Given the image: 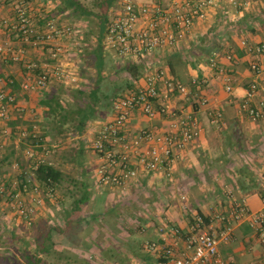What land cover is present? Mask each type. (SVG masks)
<instances>
[{
  "label": "crops",
  "instance_id": "1",
  "mask_svg": "<svg viewBox=\"0 0 264 264\" xmlns=\"http://www.w3.org/2000/svg\"><path fill=\"white\" fill-rule=\"evenodd\" d=\"M68 1L0 0V45L8 51L0 54V92L14 98L0 117V264H172L162 250L174 247L176 255L184 251L182 239L198 213L206 219L205 230L221 226L216 216L231 225L228 239L216 246V256L199 264H264V225L252 222L253 216L264 214V119L253 122L239 111L252 82L259 90L250 104L264 101V52L248 51L264 45V0H213L205 18L194 21L176 47L155 51L143 63L117 56L125 61L118 72L128 80L127 65L137 67L133 88L126 91L144 88L146 75L156 69L163 81L177 82L186 91L164 94L165 86L158 82L157 103L165 104L166 113L149 119L136 111L126 125L128 135L140 129L160 132L172 114L192 115L199 128L198 137L170 168L139 171L121 187L101 185L96 175L100 160L92 145L102 123L112 117L107 92L100 86L102 72L94 116L77 131L74 110L97 75L87 77L88 58L75 53V45H88L89 27L67 7ZM122 1L145 2L115 0L109 16ZM16 8L25 11L37 33L54 21L75 34L43 43L24 39L14 32ZM56 49L57 61L51 56ZM56 64L71 72L75 82L50 77L42 88H22L39 70ZM201 99L204 105L198 104ZM217 112L220 119L214 122ZM88 147L89 155L83 150ZM40 162L61 174L48 193L29 184L28 176ZM128 189L149 191L145 205L152 215H112L115 206H107L105 197H129ZM16 197L25 215L18 214ZM237 206L244 209L239 220L233 218ZM161 226L176 227L181 235L168 228L160 235ZM145 242L157 248L148 250ZM30 255L35 260L28 262Z\"/></svg>",
  "mask_w": 264,
  "mask_h": 264
},
{
  "label": "built area",
  "instance_id": "2",
  "mask_svg": "<svg viewBox=\"0 0 264 264\" xmlns=\"http://www.w3.org/2000/svg\"><path fill=\"white\" fill-rule=\"evenodd\" d=\"M213 0H145L138 4L131 1H122L118 10H114L106 25L103 47L112 51L119 57L129 58L137 63H143L155 51L176 47L186 36L194 21L205 18V10ZM15 29L33 38L35 42H49L61 38H70L74 30L67 25H57L54 21H47L41 33L34 31L33 25L21 8H16ZM249 52L261 54L264 45L248 48ZM6 51L0 45V54ZM59 50L51 56L57 61ZM18 54L10 56L16 60ZM27 70H32L31 64H26ZM251 69L256 70L252 64ZM50 77L58 81L75 82L73 74L60 65L50 68L44 67L32 82L22 85L24 90L42 88ZM162 73L156 69L146 75L144 88L129 90L115 98L111 104L112 117L105 120L92 145L93 152L100 160L96 170L97 181L101 185L121 187L127 180L135 178L139 171L151 173L160 169H168L173 163L182 158L187 145L199 135L196 118L190 114L169 115L165 127L160 132H151L140 129L134 134H127V123L132 114L140 111L146 118L166 113V106L160 100L157 83L165 86L164 94L173 91L185 94V88L177 82L170 83L162 80ZM226 90H229L226 88ZM256 82L247 86L239 106L240 113L255 122L264 119V101L258 106L250 103L258 91ZM264 93V85L260 88ZM14 102L11 95L0 92V117H5L7 107ZM205 99L198 101L204 105ZM220 114L217 112L213 118L218 122ZM29 155V153H26ZM3 189L0 180V192ZM19 215L27 213L22 201L16 197ZM244 215V209L237 206L233 218L239 220ZM221 226L218 229L205 230L204 219L196 215L193 223L184 235V251L175 254L174 247L164 248L163 255L171 260L172 264H199L216 256V246L220 240H227L231 225L223 217L216 216ZM253 223L264 225V214L255 215ZM168 228L169 233L179 237L180 231L176 227L161 226L158 233L163 235ZM144 248L155 250L154 242H145Z\"/></svg>",
  "mask_w": 264,
  "mask_h": 264
},
{
  "label": "trees",
  "instance_id": "3",
  "mask_svg": "<svg viewBox=\"0 0 264 264\" xmlns=\"http://www.w3.org/2000/svg\"><path fill=\"white\" fill-rule=\"evenodd\" d=\"M115 0H94L91 7H85L79 1L69 0L67 2V7L70 8L76 17L79 19L88 21V36L92 38V41L88 44L86 56L82 58H88V68H93L95 74L97 75L96 82L88 95L82 94L81 103L77 104L74 114L77 119V131L81 130L85 123L94 116L96 109V104H98L99 97V84L101 82V71L103 66V40L106 25L109 22V9L114 4ZM14 32L24 39L31 38L28 35L18 32L16 29ZM127 72L130 76L129 82L126 83V88H133V83L138 76L137 67L134 65H127ZM36 71L37 68H34ZM40 71V70H39ZM38 71V72H39ZM58 107V106H57ZM29 184L43 188L46 193L51 192L57 184V181L61 178V174L55 170L51 165L47 163L40 162L38 163L35 170L31 172V175L28 176ZM202 217L201 214L198 213ZM206 224V219L202 217ZM31 259L35 260L33 255L28 257V262H31Z\"/></svg>",
  "mask_w": 264,
  "mask_h": 264
},
{
  "label": "rangeland",
  "instance_id": "4",
  "mask_svg": "<svg viewBox=\"0 0 264 264\" xmlns=\"http://www.w3.org/2000/svg\"><path fill=\"white\" fill-rule=\"evenodd\" d=\"M94 0H80V3L84 5L85 7H91ZM82 22V21H80ZM75 32V31H74ZM75 34V33H74ZM73 37V36H72ZM92 41V38L88 36V44ZM77 48L75 53L76 55H83L86 56L88 45H84L81 47H78V45H75ZM79 49V52H78ZM72 52V51H71ZM104 57V63L102 66V73L104 75L103 82L100 85L101 88L107 92V103L112 104L113 100L117 97H119L124 91L128 90L126 88V83L129 82V80L126 78L124 74H121L118 72V68L122 67L125 63L123 59H120L115 55L114 53H103ZM73 58V57H71ZM82 58V57H81ZM87 71V70H86ZM85 74L87 77H93L94 78V69L88 68V72ZM83 72V71H81ZM84 74V73H83ZM92 78V79H93ZM89 86V84H88ZM86 87V86H85ZM87 89V88H86ZM87 91V90H86ZM84 151H88V155L91 153V148L88 147V149H83ZM173 180H175L173 178ZM168 181V180H167ZM170 185V182H169ZM175 188L173 192H175ZM171 191V190H167ZM127 193L129 197H119V193L113 194L112 197H105V202L107 203V206H115L114 210L112 211V215L119 216L121 218L125 217H144V216H150L153 214V210L149 208V206H146L148 204V198L150 197L149 191L145 189V191H137L135 189H128ZM112 194V193H111ZM81 195V192H77L75 197H79ZM52 199V198H51ZM110 215L109 218L112 217ZM93 217L97 218V215L93 213ZM130 224V222L128 221Z\"/></svg>",
  "mask_w": 264,
  "mask_h": 264
}]
</instances>
